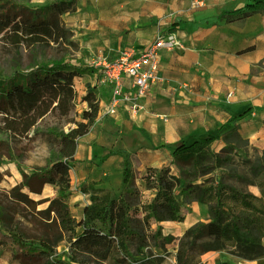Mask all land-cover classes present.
<instances>
[{"label":"rangeland","instance_id":"374dc122","mask_svg":"<svg viewBox=\"0 0 264 264\" xmlns=\"http://www.w3.org/2000/svg\"><path fill=\"white\" fill-rule=\"evenodd\" d=\"M142 11V0H0V82H10L18 72L31 74L36 62L97 69L98 61L112 63L120 53L137 52L141 48L113 41L108 43L116 48L113 53L89 59L115 31L121 34L136 26L135 17ZM168 32L173 31L163 34ZM36 37L46 42L26 43ZM98 78L73 74L70 99L62 103L65 116L57 109L26 135H12L3 124L4 116H16L25 99L18 97L10 104L8 93L0 89L2 106L12 112L0 113L2 226L32 241L48 242L68 264H159V258L161 264H241L263 258L264 206L255 185L254 149L247 137L232 130L254 107L230 114L221 127L202 136L183 140L172 154L181 144L184 148L169 164L146 167L145 175L137 174L129 160L128 182L101 191L95 188L97 181L80 180V162L58 156V143L45 134L79 128L77 124L87 122L93 111L98 114L101 98L91 109L83 101ZM241 114L231 128L228 121ZM96 117L88 127H80L73 155L83 130L93 129ZM223 128L229 130L223 133ZM154 172L159 176L147 177ZM110 200L125 214L124 222L119 216L120 223L110 224L108 218L103 222L102 207ZM230 200L244 209L236 210ZM84 232L98 233L95 247L74 246ZM0 264L23 263L5 250Z\"/></svg>","mask_w":264,"mask_h":264},{"label":"crops","instance_id":"0c3cea01","mask_svg":"<svg viewBox=\"0 0 264 264\" xmlns=\"http://www.w3.org/2000/svg\"><path fill=\"white\" fill-rule=\"evenodd\" d=\"M142 4L136 26L121 34L115 31L106 45L90 52L89 59L113 53L116 48L109 42L143 48L167 31L175 33L178 43L161 52V81L141 99L144 109L135 116L124 109L105 114L109 91L98 68L84 75L99 77L94 89L101 100L93 129L79 139L71 157L80 162V180L97 181V188L118 187L126 156L134 171L145 175L146 167L169 164L183 140L221 127L230 114L247 106L254 109L232 130L247 137L251 148L264 149V9L241 23H227L218 19L222 11L250 5L252 0H142ZM241 264H264V257Z\"/></svg>","mask_w":264,"mask_h":264},{"label":"trees","instance_id":"16d2710c","mask_svg":"<svg viewBox=\"0 0 264 264\" xmlns=\"http://www.w3.org/2000/svg\"><path fill=\"white\" fill-rule=\"evenodd\" d=\"M263 9L264 0H252V4L250 5L222 11L218 18L227 23H241L249 16L261 13ZM46 31H48V29ZM46 34L50 35V33L47 32ZM43 42H46V39H43L42 37H36L32 40L30 39L26 41V43L31 46L32 44H41ZM94 71H96V69L91 66H74L66 62L57 61H51L49 63L41 62L34 68L31 74H28V72L20 74V72H18L8 78L11 79L10 82H0V84L2 83L0 85V89H2V93H8L6 100L10 101V104H13L14 100L18 97H23V99H25V101L21 99L18 113L14 114L16 116L3 115V124L5 125V129L12 135H26L27 131H29L31 127L37 125L40 120L47 116L53 117L56 115L55 112L57 109H60L62 114L65 116L66 112H64L65 110L62 103L66 101L65 99H70L73 83L72 75L78 74L81 77L84 75H91ZM97 72L100 75V71L98 69ZM17 79H23L24 81L19 82ZM2 99L3 98L0 97V113H2V111H5V113H12L9 108L2 106ZM83 101L87 103L90 109L96 104L98 106L99 98L96 96L95 89L87 90V92L83 95ZM93 112V117L88 119L87 116L85 118L88 119L87 122L80 121V123L77 124L79 128L69 129L66 132L60 130L51 131L49 134L45 133L47 136L52 138L53 142L58 143L60 149L58 156L65 157L67 159L72 157L73 152L71 147L76 142V137L81 134L82 130L80 127H82V124L83 126L88 127L90 123H92L97 114V111ZM243 115L244 114H241L231 118L228 121L230 127H234ZM62 125H64V123ZM87 132L88 128L83 130L82 134ZM194 145H196V143H193L191 147ZM183 148L184 145L181 144V146H179L174 153V156L176 157L177 154L180 153L179 150ZM126 159L127 160H124L125 162L123 164L122 183L124 184L128 182V177L126 176L127 171H132L129 156H126ZM253 170L255 174V185L260 193L258 200L262 206H264V149H254ZM35 174L37 177L39 176V173ZM159 174L160 173L154 172L152 174L150 173L149 176L147 175V177L155 179L159 176ZM175 178L176 177H174V179ZM167 180L174 181L170 178H167ZM95 188L97 190L100 189L101 191L106 190L105 188ZM107 197L108 196L105 195L102 199L106 201L108 200ZM114 202L112 203L110 200L107 204L102 203V205L104 204L102 207V213L104 215L102 214L103 216H101V218L104 223L107 218L109 220L111 219L110 224L114 221H118V223H120L119 220L116 219L117 216H119L120 221H125V214L120 213L117 210V204H114ZM229 202L231 203L230 205L237 208L236 210L240 211L244 209L243 207H240L236 201L230 200ZM228 208L230 207L228 206ZM230 210L232 209L230 208ZM122 228H124V226L120 224V234L123 231L121 230ZM97 234H94L93 232H84L74 240V246L85 250L95 247L97 245ZM5 250L10 251L14 259H19L23 264H68L65 260L55 254L53 246L48 242L43 240L32 241L24 237L18 230L5 229L1 224L0 218V253Z\"/></svg>","mask_w":264,"mask_h":264},{"label":"built area","instance_id":"2783aa9c","mask_svg":"<svg viewBox=\"0 0 264 264\" xmlns=\"http://www.w3.org/2000/svg\"><path fill=\"white\" fill-rule=\"evenodd\" d=\"M178 40L174 32L157 35L137 52L120 53L117 60L98 61L101 83L109 91L105 112L109 115L124 109L131 116L144 109L141 103L151 86L161 81L159 63L161 52L175 48ZM102 65L101 67H99Z\"/></svg>","mask_w":264,"mask_h":264},{"label":"flooded vegetation","instance_id":"af4514ba","mask_svg":"<svg viewBox=\"0 0 264 264\" xmlns=\"http://www.w3.org/2000/svg\"><path fill=\"white\" fill-rule=\"evenodd\" d=\"M39 63H41V62H36L35 64H38L39 65ZM49 63V62H48ZM38 65H35V67H37ZM40 105H42V104H40ZM160 244V243H159ZM159 258V257H158ZM158 262H159V264H161L162 263V260L159 258V260H158Z\"/></svg>","mask_w":264,"mask_h":264}]
</instances>
